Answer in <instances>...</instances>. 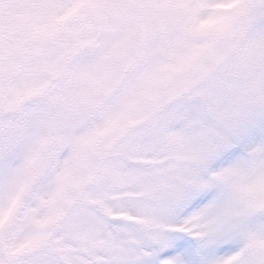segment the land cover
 <instances>
[{"label":"snow or ice","instance_id":"6c2138e0","mask_svg":"<svg viewBox=\"0 0 264 264\" xmlns=\"http://www.w3.org/2000/svg\"><path fill=\"white\" fill-rule=\"evenodd\" d=\"M0 264H264V0H0Z\"/></svg>","mask_w":264,"mask_h":264}]
</instances>
